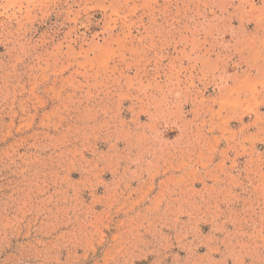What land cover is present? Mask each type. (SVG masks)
<instances>
[{
  "label": "rangeland",
  "instance_id": "rangeland-1",
  "mask_svg": "<svg viewBox=\"0 0 264 264\" xmlns=\"http://www.w3.org/2000/svg\"><path fill=\"white\" fill-rule=\"evenodd\" d=\"M0 264H264V0H0Z\"/></svg>",
  "mask_w": 264,
  "mask_h": 264
}]
</instances>
